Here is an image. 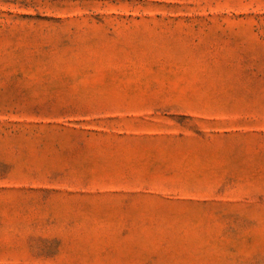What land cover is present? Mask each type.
<instances>
[{"label":"rangeland","instance_id":"1","mask_svg":"<svg viewBox=\"0 0 264 264\" xmlns=\"http://www.w3.org/2000/svg\"><path fill=\"white\" fill-rule=\"evenodd\" d=\"M0 264H264V0H0Z\"/></svg>","mask_w":264,"mask_h":264}]
</instances>
